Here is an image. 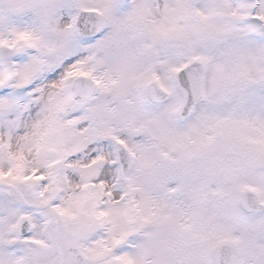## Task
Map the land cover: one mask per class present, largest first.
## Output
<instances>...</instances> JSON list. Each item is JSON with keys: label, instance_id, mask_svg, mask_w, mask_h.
I'll return each instance as SVG.
<instances>
[{"label": "snow or ice", "instance_id": "1", "mask_svg": "<svg viewBox=\"0 0 264 264\" xmlns=\"http://www.w3.org/2000/svg\"><path fill=\"white\" fill-rule=\"evenodd\" d=\"M0 264H264V0H0Z\"/></svg>", "mask_w": 264, "mask_h": 264}]
</instances>
